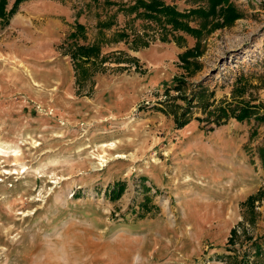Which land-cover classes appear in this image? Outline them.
I'll return each mask as SVG.
<instances>
[{
    "label": "rangeland",
    "instance_id": "374dc122",
    "mask_svg": "<svg viewBox=\"0 0 264 264\" xmlns=\"http://www.w3.org/2000/svg\"><path fill=\"white\" fill-rule=\"evenodd\" d=\"M136 2L6 0L0 264H264V122H215L264 115V0L199 39Z\"/></svg>",
    "mask_w": 264,
    "mask_h": 264
},
{
    "label": "trees",
    "instance_id": "16d2710c",
    "mask_svg": "<svg viewBox=\"0 0 264 264\" xmlns=\"http://www.w3.org/2000/svg\"><path fill=\"white\" fill-rule=\"evenodd\" d=\"M25 0H15L14 7L11 10L10 13H14L17 5ZM207 1V9L198 8V9H192L187 13H179L176 11V9L173 6L165 5L160 0H151L149 2H145L142 0H137L136 4L130 8V11H136L139 8L143 9L144 11V17L148 20L156 21L159 24L162 25V23H166V25H170L172 29L175 30H183L196 38H200L203 31H206L207 33L211 31L212 29H216L218 27H221L222 25H231L234 20L239 19L241 17V14L239 11L235 8L233 4L230 3V0H206ZM6 5V0H0V17L4 15V8ZM198 16L202 21H208L211 22L214 19L222 18V24H218L215 22L214 26H211L207 28L205 25L200 29H194L191 28L188 24V20L191 18L190 16ZM164 27V26H163ZM120 36L122 37H128L125 33H121ZM199 45V44H198ZM71 54L72 59L77 60L79 58L80 61H86V58L89 57V53L86 51H82L81 49H77V51H72ZM187 55L180 56V61L188 64V59L186 58ZM85 59V60H83ZM80 75L86 76L87 72L83 70L81 67L79 68ZM173 82H175L178 85H184V80L175 78L173 79ZM177 86V85H176ZM175 91H179L180 89L174 88ZM221 115L217 116L216 123L217 125H220V119H224L223 123L226 122L229 118L235 119L237 122H242L243 120L249 119L252 116H255L257 118V122H264V115L256 117L255 110L253 108L249 107H243L239 108L238 112L231 110L230 113H227L224 109H221ZM189 122V118L186 117V113H183L180 117L175 118L174 117V123L178 128L183 127ZM117 189L112 191L114 192V197H118L119 194L122 192V184L118 183L115 186ZM253 201V197L248 198L245 205L251 204Z\"/></svg>",
    "mask_w": 264,
    "mask_h": 264
}]
</instances>
